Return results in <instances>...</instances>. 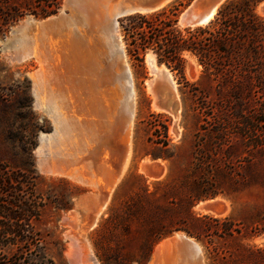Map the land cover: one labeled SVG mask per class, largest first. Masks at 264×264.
<instances>
[{"label": "rangeland", "instance_id": "obj_1", "mask_svg": "<svg viewBox=\"0 0 264 264\" xmlns=\"http://www.w3.org/2000/svg\"><path fill=\"white\" fill-rule=\"evenodd\" d=\"M173 1L180 3L179 26L188 25L182 14L192 0H166L160 7ZM66 2L10 0L11 6H1L4 11L18 8L22 14L10 22L0 18V167L19 168L33 177V193L41 205L33 223L42 239V254L53 264H70L71 238L78 236L88 243L97 264H195L181 245H158L183 233L200 246L198 264H264V122L252 132L249 119L261 97L255 93L243 107L189 52L184 53L182 73L158 63L151 50L142 61L132 58L125 49L119 17L115 32L126 56L135 111L131 135L122 131L102 144L98 134L111 123L106 112L124 94L123 71L116 68L118 78H101L99 86L95 74L77 71L74 26L77 32L90 30L82 22L70 23L79 12L73 2ZM46 9L53 12L45 15ZM254 10L264 16V0ZM28 39L31 45L45 40L51 70L72 80L62 88L70 101L68 108L46 89L37 94L32 76L37 63L32 55H25ZM58 46L64 48L60 51ZM56 52L64 54L59 58ZM150 57L157 66L166 67L174 84L156 75ZM75 81L80 82L78 88L72 87ZM57 111L82 123L67 133L58 131L52 116ZM125 144L130 152L122 167ZM102 195L106 202L93 218ZM204 203L206 209L201 207Z\"/></svg>", "mask_w": 264, "mask_h": 264}, {"label": "trees", "instance_id": "obj_2", "mask_svg": "<svg viewBox=\"0 0 264 264\" xmlns=\"http://www.w3.org/2000/svg\"><path fill=\"white\" fill-rule=\"evenodd\" d=\"M261 1L225 0L204 25L179 26L180 3L174 1L149 12L124 15L119 24L126 52L142 61L151 50L158 63L180 73L184 53L189 52L243 107L258 94L254 116L249 114L254 132L264 122V16L254 10ZM4 5L11 6L10 0H0L3 22L21 16L20 9L4 11ZM52 12L46 9L44 14ZM33 187V177L26 171L0 167V264H53L42 254V239L34 227L41 205ZM9 247L14 249L6 253Z\"/></svg>", "mask_w": 264, "mask_h": 264}, {"label": "bare ground", "instance_id": "obj_3", "mask_svg": "<svg viewBox=\"0 0 264 264\" xmlns=\"http://www.w3.org/2000/svg\"><path fill=\"white\" fill-rule=\"evenodd\" d=\"M113 0H67V2H73L75 4V6L77 7L78 9V12H79V15L76 17V18H72L70 19V23L72 25H75L77 22H81L83 24H85V26L90 30V33L88 34V31H87V34L84 32V31H76V26L75 29L73 30V33L75 35V38L76 39H73L75 40L76 42V48L74 47V49H77V51L75 50L76 54L73 55V53L71 51H69L67 49V51L71 52L73 57L75 56V59L76 61H78L79 64H77V62L75 64L78 65L77 67V71H78V68L80 70H87L88 72H91L93 74L96 75V79H95V85L99 86L101 85V78L102 79H110L111 81L113 80H116V78H118L116 76V71L119 69V71H123V77H124V82H123V89L121 87V91L123 90L124 94L121 95L118 99V108L117 106L116 107H113L112 108V112H106L105 110H103V113H110L109 115L111 116V123H110V126L108 127V129H106L104 132L103 130L102 133L98 134V138L100 139L101 143L104 144L106 142H109L111 140V137L113 138L114 135L117 136V134L119 133H123L122 131H124V135L127 136V134H130L129 132H131L130 130V127H131V124H132V116L134 114V91H133V84H132V81L129 77V68L127 66V62H126V56H125V53H124V49H123V45L121 44V42L119 41L118 37H117V34L115 32V17H114V14L116 11H118L120 8H121V5L122 3H126L125 5L129 4V2L127 3L125 0H115L114 2H112ZM166 0H158L156 3H155V7H160L161 5H163V3L165 2ZM168 1V0H167ZM66 2V3H67ZM68 4V3H67ZM74 8V7H73ZM64 9V8H63ZM74 10V9H73ZM72 10V11H73ZM76 10V9H75ZM216 8H213L211 10L210 13H208L206 15V18L205 20H203L202 22H199L198 24H203V23H206L214 14ZM74 13V12H73ZM62 14V13H61ZM65 14V13H64ZM58 16V15H56ZM67 16V15H65ZM60 17V16H59ZM62 17V15H61ZM68 18V17H67ZM70 18V17H69ZM55 19V17L53 18V20ZM57 19V18H56ZM63 18H61L62 20ZM46 20V19H45ZM45 20H42V21H45ZM47 20H51V19H47ZM53 20L51 23H53ZM55 21V20H54ZM59 21V20H57ZM37 23V21H35ZM69 22V21H68ZM48 23V22H47ZM47 23H46V26H47ZM57 23V22H56ZM60 23V21H59ZM29 23L26 24V26L28 25ZM31 24V23H30ZM44 24V23H43ZM66 24H68L66 22ZM70 24V25H71ZM53 25V24H52ZM58 25V23H57ZM65 25V24H64ZM63 25V26H64ZM25 26V28H26ZM44 27V28H47V27ZM50 26V25H49ZM69 26V25H67ZM43 27V26H42ZM51 27V26H50ZM21 28V27H20ZM41 28V27H40ZM44 28H43V31H44ZM58 28V26L56 27ZM60 28V27H59ZM63 28V27H62ZM64 28H67V27H64ZM72 28V26H71ZM69 28V29H71ZM31 29V27H30ZM33 29H35L33 27ZM31 29V30H33ZM50 29V28H49ZM53 29V28H51ZM22 30V29H21ZM24 30V29H23ZM41 33L42 32V29H38ZM19 31V30H18ZM29 31V30H28ZM36 31V30H35ZM35 31H32L35 32ZM49 31V30H48ZM59 31V29H58ZM72 31V30H71ZM52 32V31H51ZM62 32H63V29H62ZM65 32V31H64ZM70 32V30H69ZM67 32V33H69ZM19 33V32H18ZM22 33V32H21ZM27 33V32H26ZM31 33V34H32ZM57 33V32H55ZM36 34H38V31L37 33H35V36ZM45 34V32H44ZM48 34V33H47ZM45 34V35H47ZM27 35V34H25ZM40 35V34H39ZM23 36V35H22ZM51 36V35H49ZM63 36V35H62ZM68 36V35H67ZM73 36V35H72ZM41 37V36H40ZM46 37V36H45ZM48 37V36H47ZM54 37V36H53ZM56 37V36H55ZM54 37V38H55ZM59 37V35H58ZM32 38V37H30ZM37 38V37H36ZM53 38V39H54ZM65 38V37H64ZM63 38V39H64ZM23 39V38H22ZM34 39V38H32ZM39 39V38H38ZM42 39H45V38H42ZM49 39V37H48ZM52 39V38H51ZM58 39V38H57ZM61 39V38H60ZM59 39V40H60ZM66 39V38H65ZM64 39V40H65ZM72 39V37H71ZM26 40V37L24 39V41ZM50 40V39H49ZM48 40V41H49ZM63 40V41H64ZM68 40V39H67ZM65 40V41H67ZM23 41V40H22ZM29 41V39H28ZM62 41V40H61ZM70 41V40H69ZM38 42V40H37ZM41 42V40H40ZM54 42H57L56 40H54ZM73 42V41H72ZM88 42H90V46L88 48V46L86 47V43L88 44ZM29 46H27V49H25L26 53L25 55H32L35 59V62L37 63V68L33 71L32 73V76L35 80V86H36V92L37 94H40L43 89L47 90L48 92V95L49 94H55L56 97H58V99H60L62 101V104L64 105V108L65 107H69L70 104H69V100L67 99V96L64 95V91H63V87L64 86H67L65 85V83L67 82H71L72 80H70V78H65L62 76L61 73H57L55 72L53 69L51 70L50 66H49V58H48V54L50 53L49 50L50 49H47V43L44 41H42L40 44H34V45H31L32 42L29 41ZM58 43V42H57ZM61 43V42H59ZM64 43V42H62ZM24 44V43H23ZM27 44V43H25ZM51 44H54L51 42ZM60 45V44H59ZM66 45V44H65ZM64 45V46H65ZM71 45V44H69ZM24 46V45H23ZM52 46V45H51ZM64 46H61V48ZM73 46H74V42H73ZM52 47H55V44L54 46ZM59 47V46H58ZM26 48V47H25ZM49 48V47H48ZM57 48V46H56ZM60 48V47H59ZM61 48H60V51H61ZM84 48V49H83ZM86 48V49H85ZM70 49V47H69ZM81 49H83V52H79ZM52 50V48H51ZM71 50V49H70ZM73 50V49H72ZM56 51V50H55ZM65 51V49H64ZM74 51V50H73ZM48 52V54H47ZM59 52V51H58ZM68 52V53H69ZM55 53V52H54ZM57 53V52H56ZM88 53V54H86ZM58 54V53H57ZM59 54H64L63 52L62 53H59ZM58 54V56H59ZM104 54L106 55V57H104ZM51 55V54H50ZM53 55V53H52ZM68 55V54H67ZM71 55V54H70ZM65 56V55H64ZM69 56V55H68ZM55 57V56H54ZM53 57V58H54ZM58 58V57H57ZM60 58V56H59ZM66 58V56H65ZM64 58V59H65ZM72 58V56H71ZM106 58V59H105ZM149 58V57H148ZM50 59H52L50 57ZM149 60V64L152 68V70L156 73V75H158L160 77L161 80H164L168 83H173L174 84V81L172 80L171 78V75H170V72L166 69V67L164 65H162L161 67L157 66L154 62V60H152V58L150 57ZM66 61V59H65ZM72 61V60H71ZM80 61V62H79ZM52 62V60L50 61ZM54 62V61H53ZM64 62V61H63ZM69 62V61H67ZM67 62H64V63H67ZM58 63V62H57ZM56 63V64H57ZM63 63V64H64ZM73 64V62H71ZM69 64V63H68ZM55 65V64H53ZM62 65V64H61ZM66 65V64H65ZM56 66V65H55ZM54 66V67H55ZM64 66V65H63ZM67 66H71L70 64L67 65ZM73 66V65H72ZM51 67H52V63H51ZM58 67L59 64H58ZM76 67V66H75ZM66 68V67H65ZM74 67L71 68V70L73 69ZM117 68V70L115 71V69ZM58 69V68H57ZM68 69V67H67ZM59 70V69H58ZM57 71V70H56ZM70 71V70H69ZM60 72V71H59ZM64 72V71H62ZM81 74H82V71H80ZM66 73V72H65ZM73 73V72H72ZM79 73V72H78ZM77 74V73H75ZM74 74V75H75ZM80 74V73H79ZM80 74V75H81ZM84 74H85V71H84ZM89 74V73H88ZM65 75V74H64ZM77 76V75H76ZM67 77V76H66ZM72 77V76H71ZM93 77V76H92ZM82 78V77H81ZM91 78V77H90ZM69 80V81H68ZM74 80V79H73ZM81 80V79H80ZM84 80V79H83ZM86 81V80H85ZM104 81V80H103ZM94 82V81H93ZM163 82V81H162ZM79 83L80 82H76L73 83L72 87L74 88H78L79 86ZM101 83V84H100ZM118 83V81H117ZM120 83V82H119ZM149 85H152L151 83H153L152 80H149L148 81ZM72 84V83H71ZM82 84V82H81ZM85 84V83H84ZM160 84V83H159ZM76 85V86H75ZM92 85V84H91ZM94 85V84H93ZM94 85V88L96 87ZM57 87V88H55ZM71 87V85H70ZM93 87V86H92ZM103 87V85H102ZM157 87V86H156ZM155 88V87H154ZM101 89V88H99ZM98 89V90H99ZM97 90V89H96ZM115 90V89H114ZM113 90V91H114ZM95 91V90H94ZM119 91V89H118ZM153 92V89L151 90ZM99 92V91H98ZM117 92V91H116ZM114 93V92H113ZM100 94V93H99ZM108 94V92H107ZM122 94V93H121ZM51 97V96H50ZM53 98V96H52ZM54 99V98H53ZM117 99V98H116ZM115 99V100H116ZM56 101V100H55ZM112 101V100H110ZM53 102V101H52ZM111 103V102H110ZM94 105V104H93ZM99 105V104H98ZM55 106V105H54ZM62 106V105H61ZM96 106V105H94ZM113 106V105H112ZM52 107V106H51ZM97 107V106H96ZM94 107V108H96ZM92 108V107H91ZM58 109V108H57ZM102 109V108H101ZM98 111V110H97ZM105 111V112H104ZM70 112V110H69ZM64 113V112H63ZM81 113V112H80ZM90 114V112H89ZM100 114V113H98ZM82 115V113H81ZM91 115V114H90ZM104 117V114H102ZM55 122H56V127L58 129V131H64L67 133V131H69L70 127H75L76 124H81L82 122L80 120H76V118H72V116H69V115H66V116H60V113L57 112H53L52 114ZM71 117V118H70ZM84 117V116H83ZM99 118V117H98ZM99 120V119H98ZM88 122V121H87ZM99 122V121H97ZM84 123V122H83ZM85 124V123H84ZM93 125V123H91ZM102 124V123H100ZM88 125V124H87ZM90 125V124H89ZM81 126V125H80ZM85 127V126H84ZM82 127V128H84ZM88 127V126H87ZM93 127V126H92ZM86 128V127H85ZM91 127H89L90 129ZM104 128V127H103ZM87 129V128H86ZM85 129V130H86ZM84 130V131H85ZM74 131V130H73ZM83 131V130H82ZM81 131V132H82ZM100 131V132H101ZM107 131V132H106ZM79 132V131H78ZM77 132V134H78ZM87 132V131H86ZM91 132V131H90ZM98 132V131H97ZM96 134V132H94ZM71 134V133H70ZM75 135V134H74ZM123 135V136H124ZM67 136V134L65 135ZM73 137V135H72ZM96 137V136H95ZM58 138V137H56ZM61 138V137H60ZM80 138V137H79ZM78 138V139H79ZM88 138V136H87ZM91 138V137H90ZM117 138V137H116ZM125 138V137H124ZM77 139V140H78ZM86 139V138H85ZM122 139V138H121ZM128 139V138H127ZM125 138V140H127ZM76 140V139H75ZM89 140V139H88ZM118 140V139H117ZM81 141V140H79ZM95 141V140H94ZM56 143V141H54ZM59 142V141H57ZM71 142V141H70ZM131 142V140L129 141ZM64 143V141H63ZM86 143V142H85ZM128 143V142H127ZM60 144H61V139H60ZM73 144V143H72ZM79 144V143H78ZM121 144V143H120ZM124 144V143H122ZM121 144V145H122ZM130 144V143H129ZM67 145V144H66ZM76 145H77V142H76ZM119 145V144H118ZM126 145V156L124 157V160H122V167H124V163L125 161L127 160V157H128V154H129V145L128 144H125ZM60 146V145H59ZM64 146V145H63ZM71 146H75L74 144L71 145ZM83 146V145H81ZM114 146H116L114 144ZM65 147V146H64ZM78 148V146H76ZM118 147V146H117ZM75 148V147H74ZM84 148V147H83ZM82 148V150H84ZM110 148V147H109ZM64 149V148H62ZM76 149V148H75ZM80 149V148H78ZM119 150H120V147H119ZM131 150V149H130ZM62 151V150H61ZM73 151V150H72ZM71 151V152H72ZM78 151V150H77ZM81 151V149H80ZM122 151V150H121ZM58 152V151H57ZM70 152V153H71ZM75 152V150H74ZM60 153V152H59ZM78 153V152H77ZM83 153V151H82ZM113 153H115V151H113ZM118 153V152H117ZM125 153V152H124ZM68 154V153H66ZM119 154V153H118ZM80 155V154H79ZM82 155V154H81ZM73 156V154H72ZM67 157H69V154L67 155ZM119 157V156H118ZM70 158V157H69ZM72 158V157H71ZM70 158V160H72ZM79 157L76 156V158H74L75 160L78 159ZM73 159V160H74ZM120 159V158H119ZM119 159L117 158L118 160V163H119ZM123 159V158H122ZM60 160V158H59ZM63 160V159H62ZM69 160V161H70ZM85 160V159H84ZM47 161V160H46ZM67 161V160H66ZM78 161V160H76ZM75 161V163H76ZM59 162V161H57ZM60 163V162H59ZM62 163H64V161H62ZM98 164V163H97ZM66 165V164H64ZM69 165V164H68ZM63 166V165H62ZM121 167V166H120ZM119 167V168H120ZM143 167V165H142ZM145 168V166L143 167ZM142 168V169H143ZM160 168V167H159ZM158 168V169H159ZM123 169V168H122ZM121 169V170H122ZM146 169V168H145ZM161 170V169H160ZM88 172V171H87ZM90 172V171H89ZM163 172V171H161ZM118 175V174H117ZM118 178V177H116ZM112 180V179H111ZM116 180V179H115ZM112 182V181H111ZM106 199L107 197L106 196H101L100 198V202L98 204V207L96 208V210L94 211L95 214H93V218H96V215L99 213L100 209H102V207H104V204L106 202ZM216 201V200H215ZM219 201V200H217ZM211 204H212V201H211ZM202 205V204H201ZM213 205V204H212ZM215 205V204H214ZM213 205V206H214ZM207 206H209L207 204ZM219 206V205H218ZM202 208L206 209V204L204 203V205L201 206ZM210 207V206H209ZM211 208H213L211 206ZM203 209V210H204ZM215 213V212H214ZM93 220V219H92ZM95 221V220H94ZM175 235V234H174ZM72 237V236H71ZM82 238V237H81ZM84 241V240H83ZM83 241L81 242L80 238H75L74 236L71 238V245H72V248L71 250V254H68L70 255V264H97V260L95 259V257L92 255L90 249L88 248L87 244L86 243H83ZM85 242V241H84ZM158 245L160 246H167L169 245V248L170 246L172 245H176V246H180L183 247L185 249V251H187L188 254H190L191 256V260H193V263L195 264H198V260H199V254H198V249L200 246H198V243H196L192 238L190 237H187L186 235H184L183 233H176L175 236L173 237H170L168 238L167 240L165 241H161V243H159ZM180 247V248H181ZM174 248V247H173ZM159 249V248H158ZM172 249V248H171ZM179 249V247H178ZM168 250V249H167ZM176 250V249H175ZM158 251V250H157ZM182 251V250H181ZM184 251V252H185ZM165 252V251H164ZM175 252V251H173ZM161 253V252H160ZM159 254V253H158ZM157 255V254H156ZM170 255H173V254H170ZM180 255V254H179ZM179 255H176L177 257H180ZM163 256V255H162ZM168 256V255H167ZM157 257V256H156ZM169 257V256H168ZM167 257V258H168ZM174 256H171V258H173ZM201 257V256H200ZM185 258V257H184ZM169 259V258H168ZM183 259V258H182ZM188 259V258H187ZM152 260V259H151ZM162 260V259H161ZM166 260V259H165ZM171 260V259H170ZM174 262H175V259H173ZM163 261V260H162ZM181 261V260H179ZM178 261V263H179ZM185 261V260H184ZM169 262V261H167ZM172 262V261H171ZM173 262V263H174ZM170 263V262H169ZM176 263V262H175ZM174 263V264H175ZM183 263V262H182ZM190 263V262H189ZM151 264V263H150ZM185 264V263H184Z\"/></svg>", "mask_w": 264, "mask_h": 264}, {"label": "water", "instance_id": "obj_4", "mask_svg": "<svg viewBox=\"0 0 264 264\" xmlns=\"http://www.w3.org/2000/svg\"><path fill=\"white\" fill-rule=\"evenodd\" d=\"M129 4L122 3L121 8L115 12V21L119 17L134 12H149L155 9V3L158 0H125ZM224 0H192L182 14V19L188 25H200L199 22L205 20L206 15L211 12L213 8H217L223 3ZM215 14V13H214ZM209 21V20H208ZM207 21V22H208ZM206 22V23H207ZM116 26V24H115Z\"/></svg>", "mask_w": 264, "mask_h": 264}]
</instances>
